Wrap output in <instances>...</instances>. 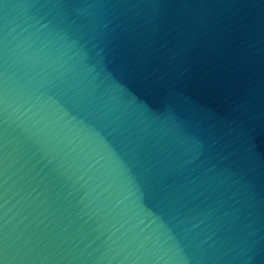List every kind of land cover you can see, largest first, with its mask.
<instances>
[{
  "label": "water",
  "instance_id": "1",
  "mask_svg": "<svg viewBox=\"0 0 264 264\" xmlns=\"http://www.w3.org/2000/svg\"><path fill=\"white\" fill-rule=\"evenodd\" d=\"M0 264H264V0H0Z\"/></svg>",
  "mask_w": 264,
  "mask_h": 264
}]
</instances>
